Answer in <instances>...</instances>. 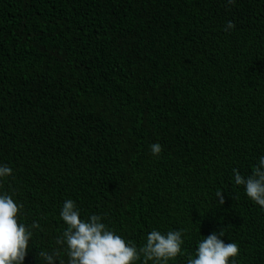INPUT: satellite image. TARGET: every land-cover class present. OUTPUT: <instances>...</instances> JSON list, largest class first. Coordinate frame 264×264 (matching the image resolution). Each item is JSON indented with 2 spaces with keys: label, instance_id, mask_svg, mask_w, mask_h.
<instances>
[{
  "label": "trees",
  "instance_id": "1",
  "mask_svg": "<svg viewBox=\"0 0 264 264\" xmlns=\"http://www.w3.org/2000/svg\"><path fill=\"white\" fill-rule=\"evenodd\" d=\"M261 155L264 0H0V191L40 225L24 264H66L69 198L138 246L187 229L169 264L221 230L264 264V207L233 173Z\"/></svg>",
  "mask_w": 264,
  "mask_h": 264
},
{
  "label": "clouds",
  "instance_id": "2",
  "mask_svg": "<svg viewBox=\"0 0 264 264\" xmlns=\"http://www.w3.org/2000/svg\"><path fill=\"white\" fill-rule=\"evenodd\" d=\"M233 21H228L226 31L234 28ZM154 155L162 152L159 142L151 145ZM13 168L0 163V180L13 174ZM234 182L244 186L245 194L261 207H264V155L254 165L250 175H243L233 169ZM219 203H224L222 190H217ZM23 204L13 195L0 191V264H24L29 251V243L34 229L40 227L38 221L31 225L23 222ZM60 218L67 227L57 244L67 255L66 264H137L142 258L152 264H169L170 261L184 255L185 233L187 229H174L162 232L153 228L145 243L138 246L133 241L111 229L103 222L101 215L92 214L82 217L81 210L73 199H66L60 209ZM224 230L213 231L200 239L194 255H189L186 264H237L240 254L238 242L225 243ZM45 264H57L60 249L52 252L41 250ZM59 264H65L60 260Z\"/></svg>",
  "mask_w": 264,
  "mask_h": 264
}]
</instances>
